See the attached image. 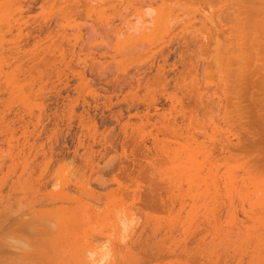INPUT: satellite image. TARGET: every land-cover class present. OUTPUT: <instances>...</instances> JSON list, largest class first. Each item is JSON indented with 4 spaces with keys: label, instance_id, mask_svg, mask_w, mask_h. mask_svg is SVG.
Wrapping results in <instances>:
<instances>
[{
    "label": "rangeland",
    "instance_id": "1",
    "mask_svg": "<svg viewBox=\"0 0 264 264\" xmlns=\"http://www.w3.org/2000/svg\"><path fill=\"white\" fill-rule=\"evenodd\" d=\"M262 23L264 0H0V264H264Z\"/></svg>",
    "mask_w": 264,
    "mask_h": 264
},
{
    "label": "bare ground",
    "instance_id": "2",
    "mask_svg": "<svg viewBox=\"0 0 264 264\" xmlns=\"http://www.w3.org/2000/svg\"><path fill=\"white\" fill-rule=\"evenodd\" d=\"M81 1H82V0H81ZM96 1H97V0H96ZM71 2H72V1H71ZM94 2H95V0H94ZM233 2H234V1H233ZM251 2H252V1H251ZM251 2H250V3H251ZM256 2H257V1H256ZM86 3H87V1H86ZM63 4H64V3H63ZM104 4H105V3H104ZM244 4H246V3H244ZM77 5H78V4H77ZM246 5H247V4H246ZM250 5H251V4H250ZM239 6H240V5H239ZM242 6H243V5H242ZM244 6H245V5H244ZM251 7H252V6H251ZM257 7H258V5H257ZM69 8H70V7H69ZM96 8H97V7H96ZM242 8H243V7H242ZM232 9H233V8H232ZM244 9H245V8H244ZM253 9H254V11H256V10L258 9V8L256 9V4H255V7L253 6ZM255 9H256V10H255ZM84 10H85V9H84ZM251 10H252V9H251ZM252 11H253V10H252ZM254 11H253V12H254ZM259 11H260V10H259ZM259 11L257 10V12H259ZM64 13H65V12H64ZM66 13H67V12H66ZM260 13H261V11H260ZM68 14H69V13H68ZM254 14H255V12H254ZM261 14H262V13H261ZM86 16H87V15H86ZM88 16H89V15H88ZM258 17H259V16H258ZM69 18H70V17H69ZM69 18H68V20H69ZM256 18H257V17H256ZM262 18H263V17H262ZM262 18H261V19H262ZM62 19H63V18H62ZM65 20H66V19H65ZM68 20H67V21H68ZM254 20H256V19L254 18ZM257 20H258V19H257ZM258 21H260V20H258ZM262 21H263V20H261V22H262ZM253 25H254V23H253ZM262 25H263V23H262ZM262 25H260V26H262ZM254 26H255V25H254ZM263 26H264V25H263ZM256 28H257V27H256ZM263 28H264V27H263ZM263 28H262V29H263ZM237 31H238V30H237ZM255 31H256V34L258 35L256 29H255ZM255 31H254V32H255ZM238 32H239V31H238ZM239 34H240V32H239ZM239 34H238V35H239ZM240 36H241V35H240ZM258 36H259V35H258ZM263 36H264V32H263ZM241 38H242V37H241ZM239 39H240V38H239ZM244 39H245V38H244ZM253 39H254V38H253ZM255 39H256V37H255ZM256 40L259 41V38H257ZM133 171H134V170H133ZM102 183H103V182H102ZM102 186H103V185H102ZM150 201H151V199H150ZM150 203H151V202H150ZM150 203H149V204H150ZM157 204H158V203H157ZM8 208H9V207H8ZM9 209H10V208H9ZM91 211H92V210H91ZM118 215H119V214H118ZM21 216H22V215H21ZM135 218H136V217H135ZM125 219H126V218H125ZM138 220H139V219H138ZM1 222H3V221H1ZM16 222H17V220H16ZM51 222H52V220H51ZM53 222H54V221H53ZM48 223H49V222H48ZM21 224H23V223H21ZM34 224H35V223H34ZM43 224H44V223H43ZM52 224H53V223H52ZM137 224H138V223H137ZM3 225H4V222H3ZM35 225H38V224L36 223ZM40 225H41V224H40ZM126 225H127V224H126ZM27 226H28V225H26L25 227H27ZM42 226H43V225H42ZM46 226H48V225H46ZM34 227H35V226H34ZM37 227H38V226H37ZM55 227H56V226L54 225V228H55ZM46 228H48V227H46ZM51 228H52V227H51ZM149 228H150V227H149ZM10 229H11V228H10ZM26 229H28V228H26ZM31 229H32V228H31ZM44 229H45V228H44ZM23 230H24V228H23ZM35 230H36V229H35ZM39 230H40V229H39ZM55 230H56V229H55ZM132 230H133V229H132ZM25 231L27 232V230H25ZM30 231H31V230H29V232H30ZM41 231H42V229H41L39 232H36V231H35V232H36V236H38L37 233H40ZM50 231H52V229H51ZM125 231H126V230H125ZM48 232H49V231H48ZM130 232H131V231H130ZM41 234H42V233H41ZM41 234H39V235H41ZM44 234H45V233H44ZM155 234H156V233H155ZM45 235H46V234H45ZM47 235H49V234H47ZM47 235H46V236H47ZM41 237H42V236H41ZM32 238H33V237H32ZM36 238H37V237H36ZM33 239H34V238H33ZM39 240H40V241H39ZM142 240H143V239H142ZM34 241H35V242H33V243L35 244V246H36V244H37L36 242H39V243H40V242H41V243L44 242V241H41L40 236L38 237V239H34ZM139 241H140V240H139ZM0 242H1V241H0ZM47 242H48V241H47ZM125 242H126V241H125ZM39 243H38L37 245H40V246H42V245H44V244H45V245H48V244H46L45 242H44L43 244H39ZM48 243H49V242H48ZM54 243H55V242H54ZM28 244H29V243H28ZM114 244H115V243H114ZM1 245H2V244H1ZM26 245H27V244H26ZM45 245H44V246H45ZM155 245H156V243H155ZM27 246H28V245H27ZM139 246H140V245H139ZM2 247H3V246H2ZM29 248H30V247H29ZM44 248L47 249L48 246H47V247H44ZM1 249H2V248H1ZM33 249H34V248H33ZM36 249H37V248H36ZM140 249H141V248H140ZM160 249H161V248H160ZM129 250H130V249H129ZM132 250H133V249H132ZM150 250H151V249H150ZM38 251H40V250H38ZM47 251H49V248L47 249ZM7 252H8V251H7ZM36 252H37V250H36ZM13 253H14V252H13ZM39 253H40L41 256H44L41 252H39ZM115 253H116V252H115ZM157 253H158V252H157ZM4 254H5V253H4ZM33 254H34V253H33ZM51 254H52V253H51ZM128 254H129V253H128ZM144 254H145V253H144ZM161 254H162V253H161ZM35 255H37V253H36ZM40 255L38 254V257H39ZM115 255H116V254H115ZM118 255H119V253H118ZM129 255H130V254H129ZM149 255H150V254H149ZM166 255H167V254H166ZM41 256H40V258H41ZM116 256H117V255H116ZM134 256H135V255H134ZM110 257H111V256H110ZM120 257H121V256H120ZM162 257H163V256H162ZM34 258H35V256H34ZM84 258H85V257H84ZM118 258H119V257H118ZM131 258H133V257H131ZM163 258H164V257H163ZM42 259H43V258H42ZM85 259H86V258H85ZM125 259H127V257H126ZM38 260H39V259H38ZM40 260H41V259H40ZM44 260H45V259H44ZM46 260H47V259H46ZM46 260L43 261V262H44V263H45V262H48V261H46ZM87 260H88V259H87ZM87 260H86V261H87ZM28 261H30V260H28ZM33 261H34V260H33ZM116 261H117V260H116ZM153 261H154V260H153ZM37 262H38V261H37ZM119 262H120V261H119ZM33 263H34V262H33ZM38 263H39V262H38ZM85 263H87V262H85ZM112 263H113V262H112ZM28 264H29V263H28ZM83 264H84V262H83ZM106 264H107V263H106ZM108 264H110V263H108ZM135 264H136V263H135Z\"/></svg>",
    "mask_w": 264,
    "mask_h": 264
}]
</instances>
